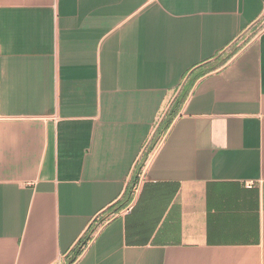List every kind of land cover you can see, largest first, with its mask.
Listing matches in <instances>:
<instances>
[{"label": "crops", "instance_id": "obj_1", "mask_svg": "<svg viewBox=\"0 0 264 264\" xmlns=\"http://www.w3.org/2000/svg\"><path fill=\"white\" fill-rule=\"evenodd\" d=\"M0 264H264V0H0Z\"/></svg>", "mask_w": 264, "mask_h": 264}, {"label": "trees", "instance_id": "obj_2", "mask_svg": "<svg viewBox=\"0 0 264 264\" xmlns=\"http://www.w3.org/2000/svg\"><path fill=\"white\" fill-rule=\"evenodd\" d=\"M181 103H182V102H181V100H180V101L174 106V108H173L172 112L170 113L168 119L165 121L164 125L162 126V128H161V130H160V132H159V135H161V133H163L166 129H168V127H169L170 124L172 123L173 118H174V116H175L176 113H177V109L180 107ZM137 180H138L137 178H136V180H134V182H133L131 188H130L129 191H128L127 198H126L128 201H130V200L132 199V196H133V193H134V189H135V187H136V185H137V183H138ZM86 243H87V242H86ZM84 246H85V244H82V245L78 248V250H77V255H80V254L82 253Z\"/></svg>", "mask_w": 264, "mask_h": 264}, {"label": "built area", "instance_id": "obj_3", "mask_svg": "<svg viewBox=\"0 0 264 264\" xmlns=\"http://www.w3.org/2000/svg\"><path fill=\"white\" fill-rule=\"evenodd\" d=\"M252 185H253V183H250V184L248 185V187L251 188ZM84 250H85V247L83 248V251H84Z\"/></svg>", "mask_w": 264, "mask_h": 264}]
</instances>
